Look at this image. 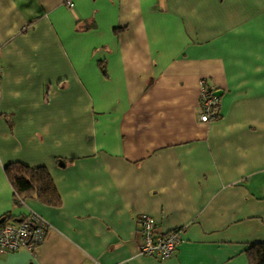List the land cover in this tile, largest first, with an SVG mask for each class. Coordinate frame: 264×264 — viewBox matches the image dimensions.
Listing matches in <instances>:
<instances>
[{
	"label": "crops",
	"instance_id": "1",
	"mask_svg": "<svg viewBox=\"0 0 264 264\" xmlns=\"http://www.w3.org/2000/svg\"><path fill=\"white\" fill-rule=\"evenodd\" d=\"M0 68V222L48 224L0 264H249L264 241V0H0ZM202 81L219 95L209 123ZM9 165L45 168L60 205L17 202ZM143 215L181 230L168 258L140 254Z\"/></svg>",
	"mask_w": 264,
	"mask_h": 264
},
{
	"label": "built area",
	"instance_id": "2",
	"mask_svg": "<svg viewBox=\"0 0 264 264\" xmlns=\"http://www.w3.org/2000/svg\"><path fill=\"white\" fill-rule=\"evenodd\" d=\"M67 6L73 7L71 3H67ZM200 94V106L202 107V113L199 116L200 121L209 123L219 120L221 118L219 98L203 81L201 82ZM138 227L142 239L139 247L142 256L166 259L177 250L181 241V230L170 231L167 234L158 233L154 219L148 215H143L138 219ZM47 229V222L33 212L20 222H13L7 218L3 219L0 222V256L20 249L35 250L43 242Z\"/></svg>",
	"mask_w": 264,
	"mask_h": 264
},
{
	"label": "trees",
	"instance_id": "3",
	"mask_svg": "<svg viewBox=\"0 0 264 264\" xmlns=\"http://www.w3.org/2000/svg\"><path fill=\"white\" fill-rule=\"evenodd\" d=\"M6 171L17 202L25 198H37L47 206L60 205V196L50 173L45 168L32 169L25 165L14 167L9 165ZM246 256L249 264H264V241L250 244Z\"/></svg>",
	"mask_w": 264,
	"mask_h": 264
},
{
	"label": "water",
	"instance_id": "4",
	"mask_svg": "<svg viewBox=\"0 0 264 264\" xmlns=\"http://www.w3.org/2000/svg\"><path fill=\"white\" fill-rule=\"evenodd\" d=\"M217 96H219L218 94H216Z\"/></svg>",
	"mask_w": 264,
	"mask_h": 264
}]
</instances>
